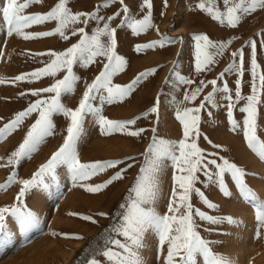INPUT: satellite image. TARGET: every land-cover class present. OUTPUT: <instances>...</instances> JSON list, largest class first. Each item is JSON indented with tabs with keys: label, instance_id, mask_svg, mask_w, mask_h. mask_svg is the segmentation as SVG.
I'll return each mask as SVG.
<instances>
[{
	"label": "rangeland",
	"instance_id": "1",
	"mask_svg": "<svg viewBox=\"0 0 264 264\" xmlns=\"http://www.w3.org/2000/svg\"><path fill=\"white\" fill-rule=\"evenodd\" d=\"M58 2L59 0H42L41 3L32 4L26 9L25 14H46ZM201 2L211 6L208 0H150L152 26L145 32L134 35L131 29L122 25L124 20L122 8L127 6L132 18L142 19L149 11L143 0H124V5L113 0H68L67 7L73 13L99 15L105 18L98 22L85 16L82 20L87 19L86 24L73 26L83 27L89 35L97 27H103V24L108 22V17L120 13L109 24L115 29L116 52L126 64L124 70L113 78L114 84L127 86L143 73L152 74L141 79L122 102L102 103L99 98L92 101L94 107L100 111L99 114H86L83 119L82 131L76 142L78 158L82 163L116 162V167L93 175L88 180L74 183L68 166L60 165L57 168L58 177L55 183L46 179V188H32L18 203L16 198L22 187L19 181L30 179L59 150L66 138V129L70 121L63 114H53L52 134L46 137L30 156L22 158L19 163L13 165H8V160L22 143L38 114L32 113L10 135L0 139V186L6 184L13 172L17 181L6 190H0V208L17 205L22 210L31 211L37 219L36 225L27 231L18 226L10 231V221L15 219L6 214L9 233L7 232L6 237L0 238V264H68L81 251L87 240L93 234L100 232L108 221L110 222L106 229L107 247L82 264H91L92 261H96L97 264H110L103 255L108 249L122 255L123 251L113 246L112 242L124 240L117 229H120L124 215L127 213V206L130 203L129 190L133 187L143 166L145 153L154 138L174 145H178L184 139L183 126L176 118L177 111L182 113L187 107L195 108L205 103V97L213 92L211 84H207L202 89L195 101H186L184 97L190 95L200 85V81L211 80H217L215 106L205 104L201 112L197 113L200 116L197 126L199 135L194 142L205 154L206 160L215 159L219 164L228 160L243 169L246 173L245 183L256 194L258 200L254 202L243 198L231 180L230 174L227 173L225 183L231 195L226 197L220 191L215 178V167L210 166L209 173L213 178L209 179L203 171L198 172L194 188L199 189L204 194V199L215 207H208L199 195L195 192L191 193L190 203L193 207L196 231L209 242L212 252L223 257L229 264H264V227L258 224L255 211L256 204L264 202V160L258 158L247 147L243 137L242 125L246 114L239 109L246 101L242 100L233 107L232 119L240 125L233 130L228 117V102L223 92V86L227 84L235 100L236 81L239 79L242 95L250 94L252 79L250 42L256 44L258 72L264 74V9H257L243 16L236 27H229L226 23L222 25L206 12L201 11L198 8ZM104 4H109V7H100ZM5 5L6 0H0V7ZM215 6L222 12L225 11L222 0H216ZM56 26L55 21L45 22L25 29L24 34L38 35L54 31ZM66 35L69 37L67 40L59 35L30 40H24L16 34L9 36L7 25L0 13V81H3L0 82V128L38 99L37 96L32 95V92L40 91L63 77L64 72L59 73L55 78L44 76L31 82L27 79L23 81L15 79L17 76H26L44 68L50 62L47 53L63 52L79 42L80 37L72 35L71 28L66 30ZM198 35H206L217 44L231 42L222 56L215 57L216 63L209 66V70L199 73L195 70L196 40L194 39ZM101 39L107 40L106 37ZM162 41L164 44L160 46ZM150 44L156 46L147 47ZM138 47L141 49L139 52L136 51ZM241 51L244 60L243 76L241 77L234 69L226 72L221 78L220 74L225 72L230 64L239 63V58L234 59L232 53ZM102 66V62L99 61L89 67H83L79 63L73 66L75 75L80 79L73 93L61 95V103L66 108L74 110L78 107L86 85L99 74ZM184 80L191 83L185 84ZM51 95L42 93L39 99H49ZM260 97L257 126L259 138L264 141V90L261 91ZM153 107L157 108V112L151 111ZM99 115L117 123L134 120L135 123L128 124L126 131H138L140 135L133 137L119 131L105 134L101 130ZM117 171L124 172L123 179L114 181L98 192L86 190L90 186L104 184ZM174 172L172 161L165 160L162 171L158 174V191L160 181L164 180L171 194ZM38 191L42 196L37 199L34 194ZM157 196L146 207H150L158 214ZM169 196H165L160 201L161 213L158 215L168 214V202L171 198ZM64 210L67 214L70 211L75 213L71 214L72 218L63 217ZM196 210L213 217L217 223L200 219L194 214ZM56 214H62L59 220ZM83 217L90 219L86 220ZM229 219L231 223H228ZM93 220L95 223L92 222ZM238 230L243 235L247 233L243 238L246 247L243 253H238L235 249V233ZM155 235H157L156 241ZM61 243L68 244V247H72L74 251L66 262L57 250ZM144 244V246L156 245L155 257L149 264H165L168 246L165 244L161 248L158 234L154 229ZM196 264H204L203 257L198 256Z\"/></svg>",
	"mask_w": 264,
	"mask_h": 264
},
{
	"label": "snow or ice",
	"instance_id": "2",
	"mask_svg": "<svg viewBox=\"0 0 264 264\" xmlns=\"http://www.w3.org/2000/svg\"><path fill=\"white\" fill-rule=\"evenodd\" d=\"M42 0H6V5L0 7V13L4 22L7 25V33L9 36L16 34L21 36L24 40L37 39L47 36L59 35L62 39L67 40L66 30L71 28L72 35L80 37L79 42L69 47L63 52H49L50 62L42 69L34 71L30 74L17 76V81L25 79L30 82L34 79H39L44 76L55 78L59 73L65 74L61 79H57L55 83L41 89L40 91L32 92V95L37 96L38 99L30 104V106L20 113H18L13 120L0 128V139L6 138L32 113H37L38 118L35 123L31 125L26 133L22 143L18 146L9 160L8 165L19 163V161L28 157L38 149L46 137L52 134L54 125L52 121L53 114H63L69 119L70 123L66 129L67 135L64 139L63 145L56 151L46 164L28 180L19 181L22 185L17 202L25 195V193L34 187L46 188L47 179L51 183L57 181V168L60 165H67L72 173L73 182L88 180L93 175L99 174L109 168H115L116 162L108 163H82L78 158L76 152V142L82 131V122L86 114H99V109L94 107L92 101L97 98L100 101L112 103L122 102L140 82L141 79L151 75L152 73H143L136 77L127 86L114 84L113 78L124 70L126 61L116 52L115 29L110 27L109 22L114 20L120 13L115 16L108 17L103 27H97L95 31L89 35L85 32L83 27L76 28L74 25L80 23H87V19L82 20V17L88 16L85 13H73L67 7L68 0H59L58 3L51 8L46 14H25L32 4L41 3ZM124 5V0H113ZM143 4L149 9L148 14L142 19H134L130 15V10L127 6L122 8L124 20L123 26L131 29L134 35L145 32L151 25V3L150 0H143ZM206 6L204 2L198 4L201 11L206 12L212 19L219 23L227 24L229 27H236L243 16L256 11L257 9H264V0H222L225 11H221L216 7V0H208ZM100 7H109V4L101 5ZM89 19L102 21L105 18L99 15L88 16ZM56 22L54 31L44 32L38 35L24 34V30L34 25L43 24L45 22ZM101 37H106V41H102ZM196 40L195 50V70L202 72L209 70V66L216 63L215 57L222 56L227 49L230 41L221 42L219 44L213 43L206 35H198L194 37ZM169 43L171 41H168ZM203 42V44H201ZM164 41L160 46H163ZM156 45H147V47H155ZM252 49L251 56V88L250 94L242 95L241 80L236 81L235 100L231 90L227 84L223 86L225 99L227 100V110L229 122L232 124L233 130L240 127L237 122L232 119V110L236 104L242 100L246 103L240 107V111L245 115L243 119L242 131L247 147L257 155L258 158L264 160V141L259 138L257 115L258 106L261 104L260 93L264 90V74L258 72L259 65L255 57L256 44L250 42ZM212 51H209V50ZM138 47L136 51H140ZM233 58H239L238 65L236 63L230 64L225 72L220 74L223 78L226 72L235 71L242 77L244 73L243 52H233ZM102 62V70L96 75L93 81L86 85L82 98L79 101L76 109H68L61 103V95L66 93H73L75 86L79 81V77L75 75L73 66L79 63L83 67H89L94 63ZM3 82V81H0ZM183 83L189 84L191 81L184 80ZM207 84L213 86V92L205 97V103H201L199 107H187L183 112L177 111L176 118L183 126V137L178 145L170 144L164 140H156L149 146L145 153L143 166L134 182L133 187L129 190V201L127 206V213L124 215L123 223L120 229H117L125 243L120 240L112 242L113 246L123 251L120 255L113 252L111 249L106 250L103 255L107 257L110 264H140L138 250L142 246L143 236L149 230H155L159 237V244L161 248L167 244V257L165 264H196L198 256L203 257L204 264H229L223 257L215 255L209 245V242L204 240L196 231V226L193 220V207L190 203V195L195 192L202 198L203 203L208 207L214 208L215 205L210 204L204 199V194L199 189L194 188L197 181V173L203 171L205 175L212 179L209 173V167L214 166L215 178L219 184L220 191L227 197L231 193L228 191L225 183V174H230L231 180L238 189L239 194L251 201H257L258 197L251 191L245 183L246 173L228 160H224L223 164L217 163L215 159H205V154L198 148L194 142L199 135L198 124L200 122L201 110L205 104H212L215 106L214 95L216 92L217 80L208 82L200 81V85L191 92L190 95H185L186 101H195L198 94ZM42 93L52 94L49 99H39ZM153 113L157 112V108L151 109ZM99 123L102 132L111 134L114 131H119L130 136H139L138 131H126L128 124H134L135 121L127 123H117L106 119L103 115H99ZM178 153V155H177ZM165 160H171L172 166L175 169L173 179V188L171 198L169 201L167 213L163 216L158 215L150 207V205L158 194V174L162 171V166ZM132 165H129L131 167ZM124 177L123 171H117L104 184L90 186L86 190L89 192H98L103 190L114 181L121 180ZM16 181V174L13 172L7 179L5 185L0 186V190H6ZM183 209V211H182ZM256 220L260 227H264V202L257 203L255 207ZM6 214L12 216L18 223V227L24 231L34 227L37 223L35 215L29 210H22L20 206L14 205L12 207L0 208V238L7 235ZM200 219L206 220L209 223H217L211 217L205 215L203 212L196 210L194 213ZM83 219H90L83 217ZM95 223V221H92ZM231 219L228 223H231ZM80 239V237H76ZM91 264H97L92 261Z\"/></svg>",
	"mask_w": 264,
	"mask_h": 264
},
{
	"label": "bare ground",
	"instance_id": "3",
	"mask_svg": "<svg viewBox=\"0 0 264 264\" xmlns=\"http://www.w3.org/2000/svg\"><path fill=\"white\" fill-rule=\"evenodd\" d=\"M166 118V117H165ZM165 175V174H164ZM165 178V177H164ZM162 180V179H161ZM161 183H160V187H159V191H158V196H157V207H156V211L158 212V214H160L161 213V209H160V201L165 197V196H169V194H170V191L171 190H169V189H167V187H166V185H165V181L164 180H162V181H160ZM35 196H37V199L38 198H40L42 195H41V192H37L36 194H34ZM170 196H171V194H170ZM169 196V197H170ZM168 197V198H169ZM35 199V198H34ZM36 199V201H38ZM33 202H34V200H33ZM36 203V202H35ZM169 203V202H168ZM37 204V203H36ZM37 206V205H36ZM65 209V208H64ZM73 212L74 211H70L69 212V214H67V211H63V217L65 216V217H69V216H71V214H73ZM75 213V212H74ZM59 214V213H58ZM66 214V215H65ZM56 216H58L57 217V219L60 217V216H62V214L61 215H57L56 214ZM62 218V217H61ZM60 218V219H61ZM70 218H72V216L70 217ZM56 219V220H57ZM59 220V219H58ZM10 224H11V228L9 229L10 231L11 230H13V228H16V226H18V224H17V221H15V220H11L10 221ZM65 229V228H64ZM70 229V228H69ZM67 231H68V229H67ZM66 231V232H67ZM153 230H149V231H147L145 234H144V236H143V243H142V246L139 248V250H138V256H139V260H140V264H149V262H150V260L152 259V258H154L155 257V254H156V245H151V246H144L145 244V241L148 239V237L150 236V232H152ZM8 232V231H7ZM65 232V231H64ZM237 232V231H236ZM9 233V232H8ZM236 234V237H235V249L237 250V252L238 253H243V251H244V248H246L245 246H244V241H243V238L246 236V234L245 235H243V233L242 232H240L239 230H238V232L237 233H235ZM152 235H153V233H152ZM151 235V236H152ZM154 240L156 241L157 240V235H155V237H154ZM81 241V240H80ZM52 242V241H51ZM50 242V243H51ZM125 242V240H123V242L122 243H124ZM49 243V244H50ZM74 243H76V242H74ZM73 243V244H74ZM77 243H79V242H77ZM48 244V245H49ZM147 244H148V242H147ZM158 246V245H157ZM33 248V247H32ZM45 248V247H44ZM158 248V247H157ZM57 250L59 251V253H61V255L63 256V258H64V260H65V262L66 261H68L69 259H70V257L74 254V251H73V249H72V247L70 248V247H68V244L66 245L65 243L64 244H60V246H59V248H57ZM235 252V251H234ZM158 254V253H157ZM245 254V253H244ZM233 255V254H232ZM236 255H237V253H236ZM240 255V254H239ZM246 256V255H245ZM243 259V257H241V260ZM243 262V261H242ZM244 262H245V259H244Z\"/></svg>",
	"mask_w": 264,
	"mask_h": 264
},
{
	"label": "trees",
	"instance_id": "4",
	"mask_svg": "<svg viewBox=\"0 0 264 264\" xmlns=\"http://www.w3.org/2000/svg\"><path fill=\"white\" fill-rule=\"evenodd\" d=\"M108 221L102 230L93 234L85 243L81 251L68 264H82L91 257L96 256L102 249L106 248L108 241H106Z\"/></svg>",
	"mask_w": 264,
	"mask_h": 264
}]
</instances>
